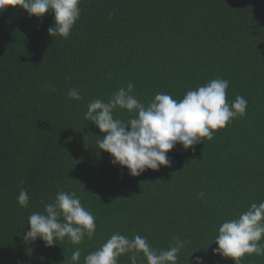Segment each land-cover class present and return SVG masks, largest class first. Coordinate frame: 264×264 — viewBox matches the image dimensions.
<instances>
[{
	"label": "trees",
	"instance_id": "16d2710c",
	"mask_svg": "<svg viewBox=\"0 0 264 264\" xmlns=\"http://www.w3.org/2000/svg\"><path fill=\"white\" fill-rule=\"evenodd\" d=\"M79 7L67 39L49 34L52 12H0V264H68L77 247L83 264L113 232L139 234L156 250L186 241L177 264L195 256L234 264L213 252L214 238L224 220L264 201V0H80ZM218 77L230 82L228 102L247 100L246 115L211 140L188 149L177 143L170 166L133 176L97 148L106 134L85 120L89 101L108 102L129 81L145 104L158 92L179 100ZM71 88L81 100L68 98ZM21 188L28 207L17 202ZM58 191L76 192L95 217L94 237L79 245L24 242L28 217ZM119 264H129L127 254ZM241 264H264V256L245 254Z\"/></svg>",
	"mask_w": 264,
	"mask_h": 264
},
{
	"label": "clouds",
	"instance_id": "9594fccd",
	"mask_svg": "<svg viewBox=\"0 0 264 264\" xmlns=\"http://www.w3.org/2000/svg\"><path fill=\"white\" fill-rule=\"evenodd\" d=\"M79 5L80 0H0V12L8 6L22 8L29 16L38 18L52 12L54 25L49 27V34L67 39L80 18ZM229 83L218 77L188 90L179 100L158 92L145 104L133 95L135 86L129 81L126 88L114 91L108 102L89 101L84 118L106 134L96 144L98 149L113 157L111 163L125 166L130 175L139 176L146 169L170 166L167 153L177 143L188 149L203 138L211 140L216 130L246 115L248 102L243 96L237 95L228 102ZM67 96L73 100L82 99L77 88L69 89ZM118 108L127 110L131 114L129 118L115 117L114 111ZM17 202L21 207H28L27 190L21 188ZM27 223L30 228L24 233L23 241L35 242L39 238L46 247L65 238L68 243L79 245L85 236L91 240L97 228L94 215L82 205L75 191H58L52 202L44 204L42 212H33L28 217ZM262 239L264 201L253 202L237 218L226 219L219 225L214 238L218 247L213 252L231 258L234 264H241L245 254L264 256ZM186 246V241L177 239L173 246L156 250L139 234L129 237L113 232L98 248L84 256L83 264H119V258L125 254L129 264H177L178 253ZM80 257L81 249L77 247L68 264H80ZM192 261L204 264L203 257L195 256Z\"/></svg>",
	"mask_w": 264,
	"mask_h": 264
}]
</instances>
